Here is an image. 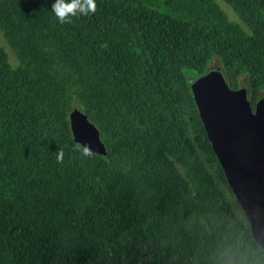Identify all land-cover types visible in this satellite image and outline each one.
Here are the masks:
<instances>
[{"label": "trees", "instance_id": "trees-1", "mask_svg": "<svg viewBox=\"0 0 264 264\" xmlns=\"http://www.w3.org/2000/svg\"><path fill=\"white\" fill-rule=\"evenodd\" d=\"M0 0V264H264L190 84L264 87V0ZM194 79V80H195ZM78 108L106 155L74 150ZM58 148L64 160L57 163Z\"/></svg>", "mask_w": 264, "mask_h": 264}, {"label": "water", "instance_id": "water-1", "mask_svg": "<svg viewBox=\"0 0 264 264\" xmlns=\"http://www.w3.org/2000/svg\"><path fill=\"white\" fill-rule=\"evenodd\" d=\"M190 87L229 188L264 251V96L253 110L247 88L230 89L221 70L203 74ZM69 124L75 143L90 146L92 154L106 155L99 130L84 112L74 108Z\"/></svg>", "mask_w": 264, "mask_h": 264}, {"label": "clouds", "instance_id": "clouds-1", "mask_svg": "<svg viewBox=\"0 0 264 264\" xmlns=\"http://www.w3.org/2000/svg\"><path fill=\"white\" fill-rule=\"evenodd\" d=\"M56 19L61 25L72 23V18L77 16H88L97 11L96 0H55L52 4V10ZM75 151H79L82 156L88 157L92 154L90 146L77 144L74 146ZM64 150L58 148L56 153L57 163L64 160Z\"/></svg>", "mask_w": 264, "mask_h": 264}, {"label": "rangeland", "instance_id": "rangeland-1", "mask_svg": "<svg viewBox=\"0 0 264 264\" xmlns=\"http://www.w3.org/2000/svg\"><path fill=\"white\" fill-rule=\"evenodd\" d=\"M220 7L226 12V14L228 15L229 19L231 21H234L236 23H239L243 28H245V26L242 24V22L239 20V18L237 17V15L233 12V10L226 5L222 0H215ZM0 45L5 49V51L8 53V59L9 62L12 64L13 67L17 66V60L15 58V54L12 51L11 47L7 44V42L5 41V39L3 38V36L0 33ZM222 69V63L221 60L217 57V56H212L210 58V60L208 61L207 65L204 68V74L210 71H214V70H221ZM192 76L191 80L195 79V75H189V78ZM241 87H245L247 88L248 91V81H247V77L245 75L240 76L237 79V88H241ZM248 96H249V91H248ZM259 96H264V87L259 89Z\"/></svg>", "mask_w": 264, "mask_h": 264}]
</instances>
